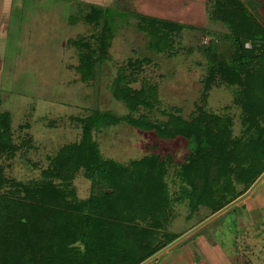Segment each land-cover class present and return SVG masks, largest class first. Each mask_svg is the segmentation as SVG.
<instances>
[{"label": "rangeland", "instance_id": "1", "mask_svg": "<svg viewBox=\"0 0 264 264\" xmlns=\"http://www.w3.org/2000/svg\"><path fill=\"white\" fill-rule=\"evenodd\" d=\"M158 1L0 0V117L8 113L11 131V147L0 151L1 193L22 196L25 190L21 184L40 181L45 176L52 178L53 174L46 171L55 170L58 154L66 145L82 141L83 120L93 109L112 110L118 116L131 113L142 121L139 127L120 121L100 131L94 129L93 137L105 158L120 162L123 179L127 172L139 170L136 160L146 157L155 160L143 164L142 169L153 165L160 168L159 194L164 196L160 209L149 208L146 205L150 202L145 196L140 197L136 204L142 206V211L133 220L125 221L113 209L106 210L109 204L106 199L101 215L106 220H123L135 233L152 235L153 244L166 242L172 235L181 236L208 219L226 206L214 211L217 202L226 203L245 188L235 179L234 188L226 192L223 186L228 182L227 172L222 167H212L207 172L199 162L187 166L186 176L189 141L184 135H171L170 124L174 123L173 119L169 121V114L181 116L187 122L197 118L201 111L218 115L223 122L218 130L234 141L240 138L245 141L246 135L254 131L264 134V108L255 111L251 121L249 112L239 103L244 100L236 101V91L242 90L240 85L225 80L219 70L221 64L246 69L237 72L242 80L264 83V58L262 62L252 60L253 54L260 53L252 47L258 41L256 37L264 41V0L244 1L245 12L235 7L236 1L231 2L228 12L221 0H205L208 12L205 26L200 25L199 19L189 22L190 15L186 13L190 11L189 0ZM92 6L93 18L99 17L100 25L89 20ZM228 13L245 26L258 21L261 25L257 27L256 37L249 33L252 30H239L234 21L226 22ZM159 16L177 21L161 20ZM106 21L109 59L101 68L96 67L95 75L89 79L79 66L87 53L93 57L99 55L102 24ZM152 23L167 25L174 33L157 40L146 31L147 26L153 28ZM249 36L251 43L241 48L240 44ZM156 40L166 47L154 48L156 44H153L150 49L149 43ZM121 72L129 81L119 82L120 85L128 84L132 91L144 88L143 98L151 105L140 103L131 108L125 100L114 96L116 82L113 81ZM205 76L215 77L209 87L203 80ZM258 88L254 94L261 98L264 84ZM257 125L263 130H256ZM257 155L264 164V150ZM215 177L220 183L214 182ZM153 179L147 181L157 189L158 182L154 183ZM193 179L196 187L208 191L211 186L215 194L197 200L203 195L198 188L197 195L192 192ZM57 182L61 183V179ZM72 182L70 188L77 202L97 193L83 166ZM147 208L150 211L145 215ZM125 209L121 207L119 211ZM12 236V231L5 230L3 241H11ZM184 247L192 249L191 253L200 262L212 258L215 264H264V179L239 203L148 264L169 262L168 255L174 257ZM128 252L119 255L114 264H137L149 254L146 247ZM128 256L132 261L126 259ZM61 260L55 258L53 262L61 264Z\"/></svg>", "mask_w": 264, "mask_h": 264}, {"label": "trees", "instance_id": "2", "mask_svg": "<svg viewBox=\"0 0 264 264\" xmlns=\"http://www.w3.org/2000/svg\"><path fill=\"white\" fill-rule=\"evenodd\" d=\"M221 1L222 4L227 5L228 12L231 11V2L233 1H236V6H234L239 11L241 9L245 12L243 4L247 0ZM204 3L206 5V1ZM205 7L208 15L207 5ZM94 13L95 8L92 6L89 20L100 25L102 22L99 21V17L95 18L97 20L93 18ZM160 18L161 20H168L170 22L171 20L177 21L163 17ZM226 18V22L228 20L231 23L234 21L237 29H243L247 32L252 30L249 33L253 37H256L258 34L257 27L261 25L258 21L254 22V24L252 23L253 25L245 26L243 23L240 24L236 17L233 18L232 13H228ZM155 25L152 29L147 26L146 31L154 34L157 40L159 38H168L169 32L174 31L167 25H156L157 27ZM102 26L104 31L100 36L99 55L93 57L87 53L86 57L83 58L82 65L79 66V69L86 76H89V79L95 75L94 71L96 67L100 66L99 68H101L109 59L107 53V43L110 36L108 21L103 23ZM258 37H256L258 41L254 42L252 47L256 52L260 53L253 54L252 60L262 62V58H264V41ZM249 39H251L250 36L244 43L240 44L241 48H244L245 44L251 43ZM157 40L156 42L151 41L149 43L150 49L153 48V44H156L154 48H158V46L161 48L166 47L162 42L157 43ZM220 67L219 70H221L226 78L225 80L240 85L242 90L240 93L236 91L238 96L236 97V101L239 102L241 98L244 100L239 103L249 112V119L254 121V112L261 111L260 108H264V95L261 98L255 96V88L259 89L258 87L264 83L249 81L248 83L242 80V77L237 72H242L246 69L240 68L239 70L224 64H221ZM118 76V79L113 81L116 82L114 96L117 99L125 100L131 108L136 107L140 103L151 105L145 102L146 100L143 98L144 92L142 90L144 88L139 91H132L128 84L122 86L119 83L129 81L126 79L127 76L124 72H121ZM203 80L209 87L212 81L215 82V77L210 78L209 76H205ZM153 95L155 97L156 92ZM254 97L260 99V101L258 99L255 100ZM7 114L6 112L0 117V151L11 147V131L6 117L8 116ZM169 117V121L176 119L175 122L172 121L173 125L170 124L173 126L171 135H184L189 141L190 152L186 163V176H188L189 165L199 162V164L201 163V168L204 169L206 167L207 172L212 167H222L227 172L228 182L225 183L226 187L223 186L226 192L234 188L235 179L245 185L242 191L238 192L226 203L220 204V202H217L218 204L214 205V211H217L242 195L264 172V164L260 163V158L262 157L257 155L263 153L264 134L254 131L250 136L249 134L246 135L247 139L245 141V138H240L236 141L230 140L226 132L218 130V125L223 123L221 117L207 111H201V114L191 122H187L181 116L175 114H169ZM83 121L85 125L82 141L68 144L60 151L55 162V170L46 171V173L53 174L52 178L45 176L40 181L21 184L23 190H25V194L22 196L14 192H0L1 264H56L53 262L55 258H62L61 264H112V262L114 264L119 255L128 254V251L131 249L146 247L149 250V254L141 260L143 261L180 236L172 235L166 242L153 244L155 238H152V235L141 236L139 232L135 233L133 231L130 224L124 222L127 219L133 220L134 217L140 214L142 206H138L136 201L142 196H145V200L150 202L146 206L152 207V209H160V205L164 203V199H162L164 196L159 194L162 184L160 168L157 165H153L149 166L148 169H142L143 164L155 161L150 157L142 158L136 160L137 169L139 170L137 172H127L126 177L124 176L125 178L123 179L120 162L111 158H105L100 151L98 142L93 137L94 129L100 131L102 128L109 127L120 121H127L139 127L143 125L142 121L139 118H134L131 113L118 116L112 110L101 109H93V112ZM261 127L257 125L255 129L261 131L263 130ZM164 131L169 132V128H165ZM253 143H256V145H253ZM251 153L252 156L250 155ZM82 166L87 168L88 175L92 179L93 187L97 193H93L88 199L77 202L74 190L70 186L73 185L72 180L75 173ZM230 176H232V179H230ZM152 178L155 179H153L154 183L158 182L157 189L153 183L149 182V180L152 181ZM215 178L214 182L220 183L218 178ZM58 179H61V183L57 182ZM147 179L149 180L147 181ZM195 182L196 180L194 179L191 181L192 192L197 195L196 189L198 187L194 184ZM208 185L210 186V183ZM117 187H119L117 190H112ZM148 188L155 195H152V191L148 190ZM210 188L208 191L198 188V190H201L200 192L203 196L197 197V200H202L204 196H208L209 194L211 196L215 194L214 190L211 191ZM192 192L191 196H193ZM153 196H155V199H153ZM106 199H108L109 203L106 205V210L113 209L114 211L112 212L116 213L119 219H123L124 221H114L112 219L108 221L101 216ZM165 200L168 201L167 198ZM121 207H126L129 211L126 212L125 209L121 212L119 211ZM216 207L218 208L216 209ZM17 208L21 211H16ZM149 208L145 210V215L147 212L149 213ZM5 230L12 231V240L9 242L3 241ZM128 258L126 259L131 260V257L128 256Z\"/></svg>", "mask_w": 264, "mask_h": 264}, {"label": "crops", "instance_id": "3", "mask_svg": "<svg viewBox=\"0 0 264 264\" xmlns=\"http://www.w3.org/2000/svg\"><path fill=\"white\" fill-rule=\"evenodd\" d=\"M146 1L147 2H150V3H153V1H155V2L157 1L158 3H160L158 0H146ZM204 1L205 0H194V1L193 0H190L189 1V6L188 7H189V10L190 11L189 12H186L187 15L188 14L190 15V20L191 21L188 20L189 22H196L199 19L200 20V23H201L200 25L205 26L204 24L208 21V17H207L208 15H207L206 10H205V8H206L205 6L206 5H205ZM164 2L171 3L168 0H166ZM168 5H170V4H168ZM193 13H195V14H193ZM194 15H196V17ZM171 248H169L168 250H170ZM168 250H166V251H168ZM191 252H192V249H190L189 247H184L182 250H180V249L177 250V253H176V255L174 257H171L170 255H168V257L166 258V260H170L169 262H166L165 261V262L159 263V264H215V261L213 262L214 259H212V258H210L209 260L208 259H204V261H202V262L196 261L195 256Z\"/></svg>", "mask_w": 264, "mask_h": 264}, {"label": "water", "instance_id": "4", "mask_svg": "<svg viewBox=\"0 0 264 264\" xmlns=\"http://www.w3.org/2000/svg\"><path fill=\"white\" fill-rule=\"evenodd\" d=\"M263 179H264V172L258 177V179L252 184V186L245 193H243L242 195H240L238 198H236L231 203L227 204L225 207H223L222 209H220L219 211H217L216 213H214L208 219H206L205 221H203L202 223H200L196 227L192 228L191 230L187 231L183 235L179 236L177 239L173 240L171 243H169L168 245H166L165 247H163L162 249H160L159 251H157L155 254H153L152 256H150L149 258H147L146 260H144L143 262H141L139 264H148L150 261H152L153 259H155L156 257H158L160 254H162L163 252H165L166 250H168L172 246L178 244L180 241H182L184 238H186L187 236H189L191 233H193L194 231H196L197 229H199L200 227H202L203 225H205L206 223H208L209 221H211L212 219H214L218 215L222 214L223 212H225L229 208H231L234 205H236L237 203H239L246 196H248L259 185V183Z\"/></svg>", "mask_w": 264, "mask_h": 264}]
</instances>
